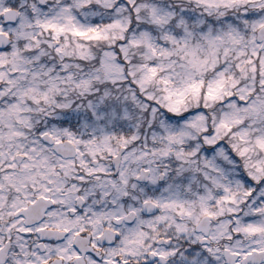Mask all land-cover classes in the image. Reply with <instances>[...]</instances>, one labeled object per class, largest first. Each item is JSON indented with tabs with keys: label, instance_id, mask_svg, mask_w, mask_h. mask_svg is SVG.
Wrapping results in <instances>:
<instances>
[{
	"label": "snow or ice",
	"instance_id": "obj_1",
	"mask_svg": "<svg viewBox=\"0 0 264 264\" xmlns=\"http://www.w3.org/2000/svg\"><path fill=\"white\" fill-rule=\"evenodd\" d=\"M0 264H264V0H0Z\"/></svg>",
	"mask_w": 264,
	"mask_h": 264
}]
</instances>
